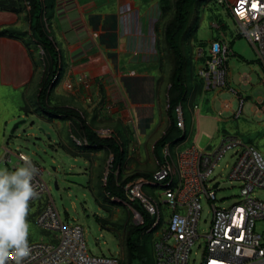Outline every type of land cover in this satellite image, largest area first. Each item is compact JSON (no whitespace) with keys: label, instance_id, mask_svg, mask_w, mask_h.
Returning a JSON list of instances; mask_svg holds the SVG:
<instances>
[{"label":"rangeland","instance_id":"rangeland-1","mask_svg":"<svg viewBox=\"0 0 264 264\" xmlns=\"http://www.w3.org/2000/svg\"><path fill=\"white\" fill-rule=\"evenodd\" d=\"M155 1L161 9L159 10V16H161L156 17L158 19L155 22V28L161 31L159 47L162 48L161 50L159 48L161 57L158 60L162 85L158 86L155 92L157 103H159L155 109V115L151 118H140L139 111L134 110V113L131 112L129 118L125 120L114 119L112 114L106 115L104 112L88 120V127L91 130L97 132L110 130L108 136L107 133H98L99 137H112L120 145L122 159L119 167L114 171L119 181L136 172L153 175L157 169V159L163 156L160 157L159 153H155L154 146L169 125L166 113L170 65L166 59L167 51L163 42V33L165 24L173 15L174 0ZM14 2L18 3L17 7L25 9L22 0H14ZM10 3L13 4L10 0H0V5L3 7H10ZM184 33L181 44L191 61L194 76L192 82L201 80L197 75L198 68L203 64L201 55L206 53L214 40L222 41L228 46L229 56L226 60L228 75L226 86L220 89L206 90L201 80L202 89L199 99L192 101L189 94L185 105L186 111L190 113V120L186 122L185 136L171 151L177 154L191 146L210 150L215 148L223 137L231 135L238 137L243 143L253 145L264 154V69L260 64L255 46L242 33L231 9L226 3L221 4L218 0L194 4L190 9ZM35 45L32 44L34 47ZM36 59L43 81L49 64L46 61V55L41 52H37ZM185 74L186 82L188 81L187 70ZM242 74H250V84L241 83ZM158 82L161 80L158 79ZM234 91L239 94H235ZM128 96L131 99L135 97V94H128ZM33 98L32 95L26 98L20 94L12 96L17 109L12 104L13 108L10 112L16 113L18 117L15 121L8 123L2 141L4 149L11 151L12 154L9 160L0 158V168L12 171L18 162V153L29 156L44 169L42 177L49 189L50 199L53 200L64 222L79 224L83 228L90 254L117 257L119 264H143L139 259L130 263L125 242L128 230L138 224L133 208L126 203L113 201L114 199L109 198L103 189L105 176L111 170L113 156L111 151L105 146L90 148L75 145L71 131L78 138H83L77 122L76 125L70 126L71 131H68V127L64 126L65 123L60 120L61 127L58 128V134L53 123L45 120V113L39 108L38 101L36 102ZM188 100L194 104V107L187 102ZM227 102L231 103L229 110L223 108ZM241 104L242 110L236 114ZM59 108L64 107L59 106ZM75 112L78 113L79 110ZM79 115L87 121L84 110L80 109ZM162 120L168 123L163 129L159 126V121ZM236 160V149L227 151L214 169L213 175L220 182L215 202L218 207H229L240 199L241 184L229 177ZM144 192L147 196L155 197L161 202L167 198L165 194H162L163 189L160 186L153 187L145 184ZM49 194L30 203L29 243L50 240V233L42 230L36 223L37 214L49 200ZM252 196L264 201V189H255ZM201 206L199 231L207 233L212 218L211 206L203 198ZM161 210L166 219L170 212L169 207L162 204ZM256 226L260 230L264 228L261 222H257ZM162 230L163 227L151 232L145 231L137 237L146 264H155L153 243ZM204 247V238L196 240L190 248L187 263L201 264Z\"/></svg>","mask_w":264,"mask_h":264},{"label":"built area","instance_id":"built-area-1","mask_svg":"<svg viewBox=\"0 0 264 264\" xmlns=\"http://www.w3.org/2000/svg\"><path fill=\"white\" fill-rule=\"evenodd\" d=\"M218 2L229 6L242 33L255 46L264 69V0ZM228 56V46L218 40L212 41L206 53L201 55L203 64L198 68L197 75L206 90L226 86ZM240 78L244 85L251 83L250 74H242ZM223 108L229 110L230 103L227 102ZM105 110L110 113L112 104H107ZM241 110L242 107L236 114ZM175 113L176 126L183 131L185 126L181 106L175 109ZM97 133L109 135L108 130ZM71 137L77 146L91 148L86 137ZM95 146L94 144L93 147ZM233 149H236L237 160L229 177L240 182V199L229 207H218L215 202L220 182L213 175L214 169L225 153ZM11 154V151L5 149L2 158L9 160ZM160 154L163 156L157 159V169L152 180H134L123 187L126 201L139 203L151 220L146 231L163 227L153 243L155 264H188L190 248L199 238L205 239L201 264H264V228L260 230L256 226L257 222L264 225V201L252 196L255 189H264V154L253 145L243 143L238 137L231 135L223 137L210 150L191 146L173 156L167 143L160 148ZM21 155L26 154L18 153L15 166L23 163ZM31 161L39 169V174L33 181L38 198L30 203L49 194L42 177L44 169L32 159ZM145 184L162 187L166 200L161 202L155 197L147 196L144 192ZM202 198L210 204L212 212L207 233L199 231ZM113 201L128 204L120 199ZM162 204L170 209L166 219L162 214ZM134 215L138 224L144 223V218L138 211L134 210ZM36 223L42 230L50 233V240L29 243L30 256L23 264H119L117 257L90 254L83 228L79 224L64 222L50 199V194L49 200L37 214ZM9 264H15L13 257L9 258Z\"/></svg>","mask_w":264,"mask_h":264},{"label":"crops","instance_id":"crops-1","mask_svg":"<svg viewBox=\"0 0 264 264\" xmlns=\"http://www.w3.org/2000/svg\"><path fill=\"white\" fill-rule=\"evenodd\" d=\"M42 1L47 8L48 33L58 53V70L47 90L46 103L79 113L84 110L87 125L88 120L104 112L114 119L129 118L134 110L139 111L140 118L153 117L159 105L155 92L162 85L158 63L161 31L155 28L161 10L158 2ZM12 3L10 8L0 5V30L12 33L0 35V158L5 150L2 144L5 128L18 117L10 112L12 104L17 109L12 96L32 95L37 102L43 78L36 59L40 49L30 37L27 9H17L16 2ZM133 93L135 97L130 99L128 94ZM109 103L112 110L107 113ZM42 112L58 134L61 121L68 131L76 125L74 118ZM185 117L190 120L186 110ZM159 122L161 129L168 125L166 120Z\"/></svg>","mask_w":264,"mask_h":264},{"label":"trees","instance_id":"trees-1","mask_svg":"<svg viewBox=\"0 0 264 264\" xmlns=\"http://www.w3.org/2000/svg\"><path fill=\"white\" fill-rule=\"evenodd\" d=\"M14 2V0H11ZM208 0H174L173 3V15L165 24L164 33H163V42L167 51L168 63L170 65L168 73V108L167 116L169 119V125L165 130V133L162 137L155 143L154 151L159 153L160 157V148L165 144L169 143L170 152L174 156L176 155L171 151V149L176 146V144L184 139L187 117H185L186 103L189 94H191L190 100L195 101L199 99L202 89L201 80H196L192 82L194 76L192 74L191 61L188 58L187 53L183 49L181 44V38L185 34V29L188 24L190 9L194 4H200ZM22 3L27 9L28 12V23L30 37L34 44L38 45V48L42 49L46 55V61L48 62V70L45 75V79L42 81L41 90L37 97V101L40 105V109L51 114H61L65 117H71L77 120L78 129L82 133L83 137H86L89 141L91 148H97L99 146L107 147L112 153V162L111 170L106 176L104 183V192L109 198L120 199L126 201L123 187L125 184H128L131 181L142 179L144 181H150L153 179V175L147 173H133L129 176H126L122 180H118L114 175V171L119 167L122 159V151L120 145L112 138L105 137L101 138L97 135L96 132L91 130L84 118L79 115L75 110L59 107H50L46 104L47 101V90L49 86L54 81L57 70H58V53L55 49L54 42L50 38L48 33V24L46 19V10L42 0H22ZM18 3H16V8ZM10 8V7H7ZM11 35L6 29L0 30V35ZM202 59V58H201ZM203 60V59H202ZM186 70L188 81L186 80ZM190 70V72H189ZM188 100L190 105L194 104ZM181 106L182 114L184 118V130L181 131L176 126V113L175 109ZM96 145L93 147V145ZM157 148V149H156ZM160 159V158H159ZM127 202V201H126ZM128 205L134 210L138 211L144 218V223L137 224L132 226L125 238L127 251L129 254V261L134 262L139 259V261L146 264L143 256L141 254V247L138 243L137 237L144 233L147 227L151 224V220L145 214L142 207L139 203L127 202ZM155 263V261H154Z\"/></svg>","mask_w":264,"mask_h":264},{"label":"clouds","instance_id":"clouds-1","mask_svg":"<svg viewBox=\"0 0 264 264\" xmlns=\"http://www.w3.org/2000/svg\"><path fill=\"white\" fill-rule=\"evenodd\" d=\"M20 160L23 163L12 171L0 168V264H9L10 257L15 264H23L31 252L28 216L30 201L38 198L33 181L39 169L26 155Z\"/></svg>","mask_w":264,"mask_h":264}]
</instances>
